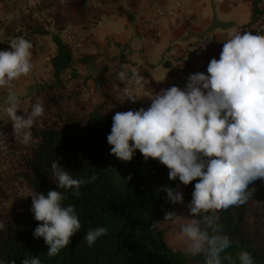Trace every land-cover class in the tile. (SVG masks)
I'll return each mask as SVG.
<instances>
[{
    "label": "clouds",
    "instance_id": "1",
    "mask_svg": "<svg viewBox=\"0 0 264 264\" xmlns=\"http://www.w3.org/2000/svg\"><path fill=\"white\" fill-rule=\"evenodd\" d=\"M9 45L11 50H0V88L9 89L8 121L0 125V150L8 147L2 128L9 121L15 138L27 146L33 141L34 123L45 113L39 98L25 112L18 96L10 90L14 81L33 71V44L20 36ZM126 69L122 65L117 73L118 81L125 85L119 89L125 99L135 104L140 97L129 84L142 86L145 77L140 72L129 77ZM150 100L147 109L116 112L112 117L107 136L112 146L110 154L130 162L138 150L145 161L151 158L166 166L169 180L178 179L180 184L175 188L161 186L157 192L166 193V201L173 205L184 204L181 184L188 186L197 181L185 205L187 216L166 211L163 220H154L151 226L179 223L186 256L202 255L204 264H236L231 256L222 258L233 242L223 234L218 210L247 203L256 191L249 185L264 181V27L255 34H233L224 41L220 58L210 59L207 74L191 73L183 89L173 85L153 92ZM21 110L24 115L17 114ZM51 169L58 188L75 189V195H79L82 185L97 179L94 174L87 180L73 178L58 161L51 163ZM30 196V210L35 220L42 222L33 236L43 238L47 254L55 256L81 228L75 205L63 206L60 190H49L47 194L34 191ZM4 227L0 222V230ZM107 231L105 227L89 230L84 239L92 246ZM237 259L239 264H255L246 250H241ZM21 264H41V260L30 256Z\"/></svg>",
    "mask_w": 264,
    "mask_h": 264
},
{
    "label": "trees",
    "instance_id": "2",
    "mask_svg": "<svg viewBox=\"0 0 264 264\" xmlns=\"http://www.w3.org/2000/svg\"><path fill=\"white\" fill-rule=\"evenodd\" d=\"M261 4L262 0H252L249 22L241 28L242 34L244 31L255 34L264 27ZM222 27L227 29L232 24ZM28 34L50 37L55 46L50 63L54 83L50 89L62 88V76L68 71L71 79L78 77L72 70L71 50L58 35L40 29L29 30ZM86 59L81 58L80 62ZM59 95L53 97L57 104L63 100ZM114 115L99 107L87 116L59 110L52 125L33 126V141L25 146L27 187L31 194L60 190L64 196L62 205H75L81 228L68 246L49 256L44 239L33 236L34 229L42 222L36 221L30 210V196L16 208L0 213V222L5 225L0 230V261L9 264L14 260L21 264L24 258L34 256L40 258L41 264H204L202 255L190 257L183 250L171 249L164 233L151 226L154 220L162 221L165 212L173 211L174 207L166 201V193L157 189L164 185L175 188L178 179L170 181L166 166L151 158L145 161L138 150L130 162L111 155L107 136ZM53 161L70 171L73 178L87 180L94 174L97 179L82 185L79 195H75V189H59L52 174ZM196 182L188 186L181 184L186 204L192 198ZM249 187H255L256 191L247 203L218 210L223 234L233 242L221 255L231 256L239 264V252L246 250L255 264H264V181L257 180ZM255 197L258 206L252 204ZM98 227L107 228V234L89 246L84 237Z\"/></svg>",
    "mask_w": 264,
    "mask_h": 264
},
{
    "label": "rangeland",
    "instance_id": "3",
    "mask_svg": "<svg viewBox=\"0 0 264 264\" xmlns=\"http://www.w3.org/2000/svg\"><path fill=\"white\" fill-rule=\"evenodd\" d=\"M211 3L214 11L221 5L222 15L221 19L213 17L209 30L198 35L189 33L182 41L171 40L170 50V44H167L161 51L159 49L147 59L144 55L142 56V53L134 54L133 58L141 64V69L128 67L126 70L129 77L135 72L145 74L142 68L144 63H148L151 67L153 65L156 72H148L147 85L143 83L142 86H137L134 82L129 84V87L140 97L133 104L125 99L119 89L125 85L118 81L117 73L122 65L130 62L121 54L117 57L116 61L119 63L116 66L98 65L94 62L92 65L86 64L87 62L82 63L77 67L78 69H73L78 74L77 78L71 79V72L68 71L62 76V88L55 91L50 89L54 83L50 63L53 57L52 49L54 50L55 46L50 37L41 39L40 35L29 36L28 31L45 30L49 17L52 18L51 14L57 5V0H0V50H11L9 44L20 36H27L33 44V71L14 81L10 90L18 96L25 112L30 111L37 98L43 101L44 116L34 123L41 128L52 125L54 115L59 110L87 116L97 107L112 113L141 107L147 109L151 104L150 97L153 92L158 93L161 89L173 85L183 89L189 74L196 72L207 74L210 59L220 58L224 41L231 38L233 34L241 32V28L249 22L252 0H211ZM261 8L264 9V0H262ZM48 12H50L49 15ZM243 13H248L247 18L239 21ZM101 21L106 22L105 19ZM228 21L233 22L227 23ZM222 24H232V27L226 29L222 27ZM103 25H98L97 28H102ZM165 50L167 52H164ZM149 84L152 86L148 87ZM8 91V88H0V125L8 121L6 113ZM57 94L63 98L58 104L53 101V97ZM17 114L24 115L22 110ZM2 130L7 136L8 147L0 150V213L16 208L31 195L25 181L26 145L15 138L10 121ZM178 184H180L179 180ZM183 193L184 204L174 205L173 211L187 216L184 190ZM252 204L259 205L256 197L253 198ZM157 228L164 233L165 241L171 249L183 250L184 241L179 230V223L162 222Z\"/></svg>",
    "mask_w": 264,
    "mask_h": 264
},
{
    "label": "crops",
    "instance_id": "4",
    "mask_svg": "<svg viewBox=\"0 0 264 264\" xmlns=\"http://www.w3.org/2000/svg\"><path fill=\"white\" fill-rule=\"evenodd\" d=\"M221 10L219 5L214 11L211 0H57L44 29L58 35L70 48L72 70L86 62L116 66L120 54L130 61L127 68L140 70L134 54L142 53L147 59L167 44L170 50L171 40L182 41L189 33H204L213 17L221 19ZM247 15H240L239 21ZM230 22L233 21L227 23ZM98 25L103 27L97 28ZM52 53L54 56L55 49ZM81 58L88 59L79 62ZM142 68L146 84V75L156 72V68L148 63Z\"/></svg>",
    "mask_w": 264,
    "mask_h": 264
},
{
    "label": "bare ground",
    "instance_id": "5",
    "mask_svg": "<svg viewBox=\"0 0 264 264\" xmlns=\"http://www.w3.org/2000/svg\"><path fill=\"white\" fill-rule=\"evenodd\" d=\"M178 235H176V237H177Z\"/></svg>",
    "mask_w": 264,
    "mask_h": 264
}]
</instances>
